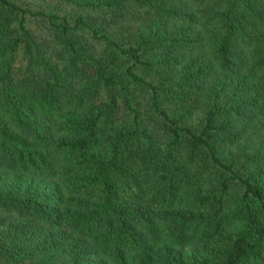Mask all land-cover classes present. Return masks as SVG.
Listing matches in <instances>:
<instances>
[{"label": "trees", "instance_id": "trees-1", "mask_svg": "<svg viewBox=\"0 0 264 264\" xmlns=\"http://www.w3.org/2000/svg\"><path fill=\"white\" fill-rule=\"evenodd\" d=\"M0 264H264V0H0Z\"/></svg>", "mask_w": 264, "mask_h": 264}, {"label": "rangeland", "instance_id": "rangeland-1", "mask_svg": "<svg viewBox=\"0 0 264 264\" xmlns=\"http://www.w3.org/2000/svg\"><path fill=\"white\" fill-rule=\"evenodd\" d=\"M233 208L232 207H227L226 212H225V230L228 232H235L236 230H238L239 228H241L242 226V221L235 219V218H230L231 216V212H232Z\"/></svg>", "mask_w": 264, "mask_h": 264}]
</instances>
